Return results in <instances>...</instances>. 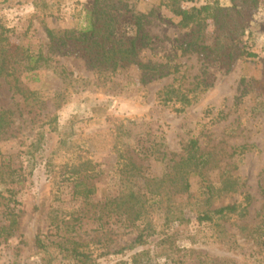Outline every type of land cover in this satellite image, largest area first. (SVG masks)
Here are the masks:
<instances>
[{
	"label": "rangeland",
	"instance_id": "374dc122",
	"mask_svg": "<svg viewBox=\"0 0 264 264\" xmlns=\"http://www.w3.org/2000/svg\"><path fill=\"white\" fill-rule=\"evenodd\" d=\"M169 1L0 0V37L4 33L20 46L11 47L14 77L0 74V110L12 113L0 138V264H72L60 248L72 241L85 243L96 264H135L133 254L145 249L152 251V264H165L163 254L173 248L190 250L185 264L206 255L233 264H264V253L250 238L235 237L229 246L195 220L173 225V238L164 246L158 247L155 238L138 246L133 241L141 222L132 225L115 212V199L132 191L160 225L161 197L151 193L152 186L168 172V158L183 156L192 138L211 156L206 180L191 175L189 191L172 189L174 201L188 203V212H194L206 199L207 182L219 186L224 176L239 177L253 202L246 218L234 215L226 221L236 233L244 222L254 223L264 205V0L250 13L242 37L256 56L238 59L230 70L188 49L193 40L214 45L220 36L215 25L181 28ZM97 3L103 12L97 43L69 39L66 47L52 51L45 26L77 31ZM220 3L231 6L228 0ZM203 4L181 2L188 9ZM139 15L145 16L140 31ZM133 41L136 63L116 65L115 53L108 59ZM49 50L48 61L27 69L26 54ZM16 79L24 93L12 88L10 80ZM171 83L195 101L184 110L176 109L180 103L159 102L157 92ZM241 146L248 149L242 152ZM125 155L141 165L139 176L121 172ZM7 174H14L13 180ZM242 198L223 197L214 206ZM13 215L18 225L7 235L4 228ZM38 237L50 245L46 251L37 246Z\"/></svg>",
	"mask_w": 264,
	"mask_h": 264
},
{
	"label": "trees",
	"instance_id": "16d2710c",
	"mask_svg": "<svg viewBox=\"0 0 264 264\" xmlns=\"http://www.w3.org/2000/svg\"><path fill=\"white\" fill-rule=\"evenodd\" d=\"M183 1L192 0H171L168 3L175 15L180 17L178 25L181 28H188L195 24H202L203 22L210 21L220 32V36L215 40L214 45H208L193 40L187 44L188 49L210 57L228 70L234 66L238 59L256 56L255 52L244 47L245 44H243L242 37L246 34L248 29L250 13L258 7L260 0H228L231 4L230 7L221 5L220 0H205V4L194 6L189 9L181 6V2ZM102 13L97 3L94 11L89 12L86 17L87 24L78 28L77 31L73 30L71 33L69 32L70 34H68V32H58L45 26L51 50L57 52L61 47H66L67 40L69 39L95 45V43H97L96 38L102 29L98 27V20L102 17ZM144 18V15H139L136 18L139 31L143 29ZM113 33L114 32L111 31L109 36L113 35ZM11 47L20 49L19 45L10 42L8 37L2 33L0 37V74H4L7 77H14V73L11 71L14 67ZM49 53L50 50L46 53L40 52L38 56L24 54V61L27 63V69L30 71L36 70L40 63L48 61ZM114 53L116 65H118L119 62H137V51L134 41L133 44L126 49H118L107 54L111 55L107 56L108 59L111 58ZM140 65L143 68H148L147 65ZM175 81L176 80H174V82ZM10 83H12L11 86L16 92H25L20 86L19 80H10ZM157 99L165 105L180 103L182 107L176 109L184 110L185 107L191 105L196 98L195 96L191 98L187 92L182 90L180 85L176 86L175 83H171L157 92ZM11 116L12 113L10 111L0 110V138L2 135L7 134ZM240 149L244 152L248 147L241 146ZM170 154L171 152L167 151L163 157L166 159ZM174 156L175 154L168 158V172H166L161 179H156V181L158 180L157 183L152 186L151 193L161 197L159 202H161L160 211L163 214V221L160 225H156L153 217H151L150 209H148L150 206H147L146 201L141 197H137L134 192L131 191L129 195H124L121 198L115 199L116 213L125 214V220L132 225L138 221L141 222L138 234L133 243L139 246L155 238L159 243L158 247L164 246L173 238V234L170 232L173 225H177V227L186 226L195 220L200 224H204L205 227L212 229V237H215V240L218 242H226L230 246V244L232 245L236 242L234 240L235 237L238 240L241 236H245L246 238H250L253 244L259 248V251L264 253V205L262 210L257 214L256 221L252 224L244 222V224L239 226L237 233L233 232L226 225V221L234 215H238L240 218H246L249 214L253 197L245 190L246 183L239 177L234 176H224L219 186L207 182L206 199L204 203L197 206L194 212H188V203H178L173 200L172 189H174V187L176 188L173 191L174 193H185L190 189L189 178L191 175H198L205 178L204 170L210 164L211 156L202 151L198 140L195 138L189 141L187 151L183 156L179 159ZM121 172L127 178L137 177L141 174V165L133 161L131 156H128ZM7 175L9 179L13 180L14 174ZM91 192V188L87 189L85 194L86 197H88ZM236 194H241L243 196L240 202L236 201L219 207L214 206L217 200ZM17 225V215H13L10 218L8 226L4 228L7 235H13V231L16 230L15 227ZM178 232L179 230L175 229L173 233L176 234ZM37 246L39 249L46 251L50 245L47 244L44 239L38 237ZM86 247L85 243L79 241H72L67 246L60 245L64 253V258L70 261L69 263L96 264L94 254L86 249ZM189 252L190 250L186 248H173L171 252L163 254L165 255L164 257H166L165 264H185L186 255ZM191 252L196 253L195 250H191ZM197 255L202 256V253H198ZM152 256V251L150 249H145L135 252L132 261L135 264H152ZM206 256L200 258L196 264H233L231 261L219 260L211 257L207 258ZM195 259H198V256H195Z\"/></svg>",
	"mask_w": 264,
	"mask_h": 264
}]
</instances>
